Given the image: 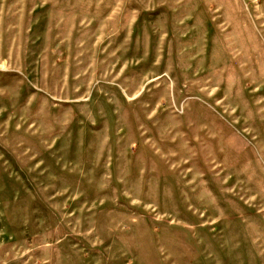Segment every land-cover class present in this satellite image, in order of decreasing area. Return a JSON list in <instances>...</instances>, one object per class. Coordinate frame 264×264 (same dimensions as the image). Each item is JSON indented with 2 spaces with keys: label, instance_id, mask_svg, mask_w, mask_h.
<instances>
[{
  "label": "rangeland",
  "instance_id": "rangeland-1",
  "mask_svg": "<svg viewBox=\"0 0 264 264\" xmlns=\"http://www.w3.org/2000/svg\"><path fill=\"white\" fill-rule=\"evenodd\" d=\"M0 264H264V0H0Z\"/></svg>",
  "mask_w": 264,
  "mask_h": 264
}]
</instances>
